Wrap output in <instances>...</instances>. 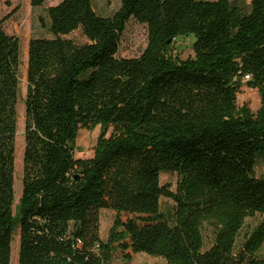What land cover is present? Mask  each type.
I'll return each mask as SVG.
<instances>
[{
	"label": "trees",
	"instance_id": "obj_1",
	"mask_svg": "<svg viewBox=\"0 0 264 264\" xmlns=\"http://www.w3.org/2000/svg\"><path fill=\"white\" fill-rule=\"evenodd\" d=\"M92 2L47 7L50 37L28 42L16 215L20 40L0 21V264H10L16 230L18 264H111L138 253L163 264H264V179L254 175L264 159V0L248 11L230 0H120L110 16ZM132 19L147 46L125 58ZM76 31L84 43L67 38ZM190 36L194 56L174 58L173 43ZM243 86L258 92L255 113L237 103ZM97 126L92 157L76 159L79 130ZM162 173L176 174L174 192ZM102 209L115 214L105 241ZM250 218L257 223L242 233Z\"/></svg>",
	"mask_w": 264,
	"mask_h": 264
},
{
	"label": "rangeland",
	"instance_id": "obj_2",
	"mask_svg": "<svg viewBox=\"0 0 264 264\" xmlns=\"http://www.w3.org/2000/svg\"><path fill=\"white\" fill-rule=\"evenodd\" d=\"M61 0H46L42 8H32L30 0H0V21L3 29L7 34L16 36L20 40V68H19V95L16 106L17 111V131L15 141V162H14V204L13 214L16 215L19 198L22 193V176H23V151H24V125H25V98L27 91L26 66L28 42L35 37H50L47 30V16L45 9L49 6L56 5ZM242 11H248L251 0H230ZM95 12L102 16L112 15L120 6V0H93ZM42 17V21L39 18ZM75 42L82 44L85 42L84 37L79 31L69 36ZM194 38L180 37L172 45L171 55L180 60H186L194 56L193 45ZM147 46V29L130 20L122 35L119 55L125 58L138 57ZM239 106L246 105L255 113L260 107V99L256 90L243 86L237 96ZM101 133L99 126L92 130L81 129L75 142L74 157L76 159H88L93 155V149L96 145L98 136ZM109 134V133H108ZM254 175L257 178L264 179V159H258L254 167ZM177 176L172 173H162L160 175V184L168 186L171 191L176 190ZM174 203L170 199L161 198L160 208L164 214L172 212ZM100 216V238L106 240L108 231L115 219V214L108 209H102ZM257 223V219H247L242 233L249 232ZM204 246L208 248L211 244L212 232L205 229ZM264 252V248H263ZM19 254V232L16 230L11 243L10 264H18ZM164 260L159 257H153L145 253L135 254L130 261L114 259L111 264H163Z\"/></svg>",
	"mask_w": 264,
	"mask_h": 264
}]
</instances>
